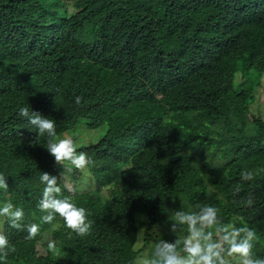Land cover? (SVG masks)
I'll return each instance as SVG.
<instances>
[{"label": "trees", "instance_id": "obj_1", "mask_svg": "<svg viewBox=\"0 0 264 264\" xmlns=\"http://www.w3.org/2000/svg\"><path fill=\"white\" fill-rule=\"evenodd\" d=\"M261 73L264 0H0V173L8 183L0 204L10 200L26 223L41 225L26 240L4 223L16 247L7 264H133L157 238L175 240L172 212L196 204L219 208L225 223L243 217L264 258V120L250 110ZM27 105L55 120L61 138L80 120L105 127L78 148L105 197L80 188L79 170L55 163L48 138L18 115ZM244 169L252 181L241 180ZM42 172L61 177L63 195L88 209L89 235L70 232L59 216L42 223ZM249 193L255 203L245 207ZM141 214L163 232L153 238L147 228L135 249Z\"/></svg>", "mask_w": 264, "mask_h": 264}, {"label": "clouds", "instance_id": "obj_2", "mask_svg": "<svg viewBox=\"0 0 264 264\" xmlns=\"http://www.w3.org/2000/svg\"><path fill=\"white\" fill-rule=\"evenodd\" d=\"M83 98L75 97V104L80 106ZM18 115L36 130L37 136H46L48 153L56 164L62 166L63 172L72 173L73 170L82 171L93 163L89 155L79 151L74 136H57L56 122L41 113L34 111L29 105L18 109ZM62 172V173H63ZM254 172L248 169L241 171L242 181H252ZM61 177L42 172L40 182L44 185L38 202L39 210L44 213L40 218L42 223L52 224L59 216L64 226L79 237L90 234L93 221L89 219V211L78 206L71 196H64L59 185ZM64 187L69 192H75L70 184ZM0 190L8 191L7 176L0 173ZM241 191L235 189V194ZM245 207L255 203L252 193L246 200L240 202ZM169 231L176 235L173 241L157 238L150 256L146 255L138 264H264V258L256 256L255 246L260 242V236L255 228L243 222L239 226L236 222L225 223L220 209L208 204H196L187 210L179 208L172 212L169 219ZM17 231L26 232V240H32L40 233L41 225L26 223L25 212L22 207L14 205L10 200L0 205V264H7L9 253L16 251L4 230V223ZM59 227V225H54ZM178 233H185L178 236ZM49 250L55 252L54 242L49 243Z\"/></svg>", "mask_w": 264, "mask_h": 264}, {"label": "rangeland", "instance_id": "obj_3", "mask_svg": "<svg viewBox=\"0 0 264 264\" xmlns=\"http://www.w3.org/2000/svg\"><path fill=\"white\" fill-rule=\"evenodd\" d=\"M260 78V85L258 86V89L255 92V99L250 105V110L255 115H260L262 119L264 120V73L259 74ZM243 82V79L236 77L234 78V87L238 88V86ZM86 120H80L78 124L76 125L77 129L72 134H64L65 135H72L74 136L76 142L78 145H81L82 142H86V140L97 142L98 139L104 134L105 127L102 126L98 129L89 130L86 128ZM62 136V135H61ZM60 136V137H61ZM209 158V157H208ZM121 168H125L124 166H121ZM80 174L83 175V178L80 182V188L93 191L96 194H100L103 197L105 195L103 194V190L101 187L96 186L95 180L92 178L91 173L88 171V167L85 168L82 171H79ZM2 205V204H0ZM137 222L139 225L138 229V235L137 240L135 243V249L140 248L143 245V236L144 231L149 228L148 232L152 235L153 238H155L158 234H161L163 232V229L158 225H149L146 221V217L141 214L137 218ZM185 233L179 234L178 236H183ZM153 243V241L151 242ZM150 243V244H151ZM151 249L147 246L141 254L134 260L133 264H138L139 260L145 257L146 255H151Z\"/></svg>", "mask_w": 264, "mask_h": 264}]
</instances>
